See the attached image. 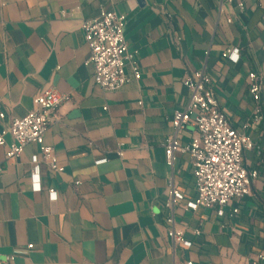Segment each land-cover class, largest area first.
Here are the masks:
<instances>
[{
	"label": "crops",
	"instance_id": "1",
	"mask_svg": "<svg viewBox=\"0 0 264 264\" xmlns=\"http://www.w3.org/2000/svg\"><path fill=\"white\" fill-rule=\"evenodd\" d=\"M101 11L125 16L140 73L134 80L126 66L128 83L113 92L94 84L81 30ZM227 49L238 50L236 64L222 58ZM199 70L230 127L252 143L243 167L258 173L250 195L223 217L185 209L195 197L188 154L164 163L173 113L188 101L182 80ZM250 73L262 87L255 125ZM46 90L68 97L44 135L62 172L42 164L34 192L37 146L11 161L0 148V256L13 264H264V0H0V130ZM195 135L189 125L180 144ZM169 185L183 196L172 215L189 248L166 237Z\"/></svg>",
	"mask_w": 264,
	"mask_h": 264
},
{
	"label": "built area",
	"instance_id": "2",
	"mask_svg": "<svg viewBox=\"0 0 264 264\" xmlns=\"http://www.w3.org/2000/svg\"><path fill=\"white\" fill-rule=\"evenodd\" d=\"M236 7L240 13L244 11L241 2H238ZM125 22L126 18L123 15L101 11L97 18L81 23L83 40L90 52L88 64L93 69V82L103 91H117L128 83L124 72L126 66L131 69L134 80L140 78L137 53L129 52L124 40ZM226 22L230 23V20ZM222 58L236 64L239 60L238 50L227 49ZM248 80L249 94L254 103L251 124L255 125L263 119L257 105L262 87L261 83L257 82L255 74L250 73ZM210 83V78L203 70L183 78L182 86L188 92V101L184 108L173 113L170 121L172 135L163 143L164 163L170 167L175 153L188 154L192 164L195 197L185 203V209L193 212L198 209H215L217 216L223 217L225 207L250 195L251 185L257 179L258 173L256 170H247L243 167V153L252 149V143L248 137L231 128L225 115L218 110ZM67 101V96L57 94L54 90H46L33 99V108L30 112L22 118L12 119L0 130V148H7L5 161L16 159L27 145L37 146L38 154L32 156L30 160L32 167L30 178L34 192L41 190L39 175L42 164L53 174L62 172L53 149L44 143V135L52 116ZM4 118V114L0 113V120ZM189 125L195 128L196 135L189 143L181 145L179 134ZM248 126L244 124L242 129ZM6 136L10 137V144H6ZM118 156L121 154L118 153ZM103 162L104 160H101L96 164ZM1 173L0 162V175ZM168 189L165 208L170 214L165 218L166 237L172 244L177 243L189 248L190 242L184 239L182 232L175 229L172 215L173 207L183 201V196L173 190L171 185ZM48 200L51 203L56 202V192L50 191ZM237 212L234 208L231 214ZM193 233L199 234L198 230H194ZM32 247L27 246V250H31ZM13 261V256H0V264H13Z\"/></svg>",
	"mask_w": 264,
	"mask_h": 264
}]
</instances>
